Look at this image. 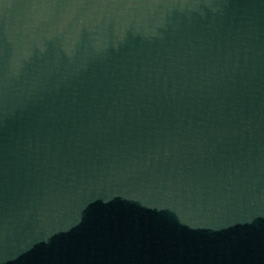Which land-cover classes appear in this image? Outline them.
Segmentation results:
<instances>
[{"label":"water","instance_id":"1","mask_svg":"<svg viewBox=\"0 0 264 264\" xmlns=\"http://www.w3.org/2000/svg\"><path fill=\"white\" fill-rule=\"evenodd\" d=\"M0 264H264V0H0Z\"/></svg>","mask_w":264,"mask_h":264}]
</instances>
